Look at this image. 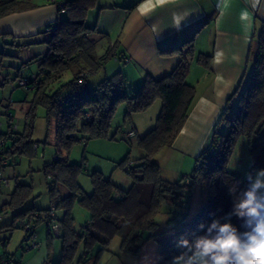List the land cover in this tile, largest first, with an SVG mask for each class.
I'll list each match as a JSON object with an SVG mask.
<instances>
[{
	"label": "trees",
	"instance_id": "1",
	"mask_svg": "<svg viewBox=\"0 0 264 264\" xmlns=\"http://www.w3.org/2000/svg\"><path fill=\"white\" fill-rule=\"evenodd\" d=\"M96 2L66 0L60 8L64 16L46 26L50 30H44L49 36L45 41L46 51L38 59L37 71L21 74L13 69L12 76L5 75L0 80V87L6 84L20 86L17 79L27 78L28 86L20 87L33 90L25 115V127L22 132L14 131L15 137L5 139L7 156L13 160L15 154L36 155L32 145L40 142L32 139V130L34 110L38 106L44 108L47 123L51 120L54 122L55 148L52 160L44 162L42 167L50 198L49 207L21 209L32 195V186L16 182L10 201L0 209V214L8 209L16 210L13 221L3 228L8 231L14 228L24 230V242L28 246L26 238L35 234L38 224L43 222L46 225L53 214L61 229V256L59 261L48 260L46 264H69L76 260L87 264L107 250L115 236L121 238V251L139 254L142 233L146 231V238L154 239L159 226L154 220L155 214L163 202H169L176 207L170 211L169 220L173 221V225L171 234L157 242V264H172L173 258L185 251L177 246L178 240L183 237L191 241L195 236L203 235L204 230L198 228L201 223L207 226L213 219L227 222V214L232 211L235 198L229 189L236 187L240 192L247 187L246 177H239L228 167L239 137H246L248 141L251 161L248 173L255 168L264 169V25L251 39L249 55H254L251 74L246 84L234 94L235 99H228L212 131L208 147L197 155L194 169L185 179L169 181L161 177L153 156L162 148L172 145L195 102V88L186 80L188 58L193 55V40L177 47L161 49L160 52L166 54L177 52V65L159 78L147 73L133 93H129L127 80L121 71L91 84L88 76L104 67L106 61L128 60L124 53L116 50L115 43L109 44L98 55L97 40L92 36L106 38L107 35L100 32L96 25H87L88 13ZM23 3L22 0L1 1L0 16L21 9ZM4 56L5 53L0 52V70ZM206 58L203 57V60ZM68 73L70 77L63 82ZM32 75H36V80L31 78ZM57 83L61 85L55 87ZM30 86H34L33 89H29ZM157 99L161 103L154 125L143 135L135 133L132 139L121 136L128 129L133 130L132 115L144 112ZM119 104L125 105L124 120L122 126L118 127L120 136L131 140V146H136L141 153L132 159L128 153L117 163L130 176L131 185L121 189L96 170L89 174L92 191L88 194L77 180L85 168V157L81 163H72L63 153H69L73 145L86 144L92 138L115 139L117 132L111 134L110 130ZM8 113L11 115L9 110L4 111V114ZM6 133L7 130L1 131L2 136H6ZM196 184L204 190V200L198 210L188 217L187 208ZM60 188H65L67 194L62 195ZM75 204L89 214L88 221L78 231L74 227L72 211ZM52 205L62 212L60 218L55 215V209L51 210ZM230 222L239 231L245 230L243 221L236 216H231ZM57 234L48 230L50 239ZM6 242L7 238L1 240L3 246ZM79 246L86 256L77 258ZM0 255L9 257L6 253Z\"/></svg>",
	"mask_w": 264,
	"mask_h": 264
},
{
	"label": "crops",
	"instance_id": "2",
	"mask_svg": "<svg viewBox=\"0 0 264 264\" xmlns=\"http://www.w3.org/2000/svg\"><path fill=\"white\" fill-rule=\"evenodd\" d=\"M22 1L25 3L21 9L0 16V52H4L6 55L19 54L26 49L29 50L30 45L45 44L48 38L45 37V34H48L44 31L46 26L64 16V12L60 8L66 0ZM95 11L98 18L104 16V21L99 23L102 26L99 25L100 29L98 30L109 36L111 40L110 43H107L101 35H93L92 37L97 40L96 49L99 45L104 46V52L109 44L115 43L116 50L124 53L125 56L128 55L130 61L134 58L146 60L151 69V72L147 73L154 78H159L170 72L179 61L177 52L166 54V52H160L161 49L177 47L193 40V55L188 58L189 71L186 80L195 88V102L169 148L173 152L195 160L197 155L208 147L212 131L228 99H235L234 94L241 88L250 62L251 39L264 25V0H97L96 6L89 13L94 14ZM108 12L113 14L111 17H114V22L111 21L107 25L108 20L105 19V15ZM178 19L181 21L179 28L175 27ZM119 22L121 23L119 31H114L113 26ZM23 45L26 47L23 48ZM45 46L46 44L42 48L43 54L46 51ZM38 47L41 48V46ZM9 51L10 53H8ZM14 54L8 57L20 58L21 68L10 67L11 70L5 72L1 69L0 77L12 74L13 69L25 74L22 73V69L28 66L30 63L28 61H38L43 55L35 54V56L21 58ZM98 55L100 54L98 53ZM205 56L207 58L203 60ZM13 63L17 64L18 62ZM142 80L143 78L139 82ZM160 103V100L157 99L144 111L146 112L144 114L152 111L150 117L132 115V128L137 135H143L154 125V115L156 118V113L160 110ZM8 105L9 103L5 105L6 111L9 110ZM116 132L117 135L120 134V130ZM12 162L11 167L2 170L6 181L0 185V209L10 201L17 181L29 184L20 180L16 168H13L16 161ZM44 162L47 161L43 160L42 167ZM29 167H31L30 163ZM29 176L32 178L34 194L37 179L33 178L34 175L30 173ZM37 176L39 177V175ZM11 178L14 183H10ZM43 181L46 182L45 178ZM42 189L44 192L42 196L37 199H35L36 196L32 197L30 202L28 199L21 209L28 207L47 209L50 205V198L46 183ZM60 189L62 195L67 194L65 189ZM121 189L126 188L122 187ZM189 208L190 205H188L187 213H189ZM15 211L8 209L0 214V253H6L12 258V262L9 264H46L48 260L59 261L61 229L57 235L50 239L47 227L42 222L35 227V239L39 246L34 248L26 246L24 230L14 228L12 231H8L3 228L13 221ZM54 212L58 218L62 216L60 210L55 209ZM84 216L85 221L80 223L73 215L74 227L77 231L88 221L87 211ZM4 238H7V242L3 246L1 240ZM115 238V243L112 246L108 245L107 250L100 252L94 261L91 260L87 264H146L141 253L145 246L144 243L140 253L134 255L121 251V238L118 236ZM154 252L155 259H157L156 247ZM76 255L77 258L81 255L86 256L81 246H79ZM73 264L84 263L76 260Z\"/></svg>",
	"mask_w": 264,
	"mask_h": 264
},
{
	"label": "rangeland",
	"instance_id": "3",
	"mask_svg": "<svg viewBox=\"0 0 264 264\" xmlns=\"http://www.w3.org/2000/svg\"><path fill=\"white\" fill-rule=\"evenodd\" d=\"M93 13L94 14L92 13L88 14L87 25L96 24L97 29H100L99 25L101 24L99 23L104 21V16L98 18V14L96 13V11ZM111 16H113L111 12L110 13L108 12L105 15V19L108 20L107 25L111 21L114 22V17ZM120 24L121 23L119 22V24L114 25L113 30L119 31ZM48 36L49 34H45L46 38ZM105 40L107 43L111 42L109 36H107ZM44 45L45 44L43 43L38 44L36 46L30 45L31 48L29 50L26 49L20 52L19 54L10 53V51L8 53H10V55L14 54L15 56H19L21 58H24L25 56H35V54H43L42 52L44 51H42V48H44ZM38 46H41V48ZM25 47L26 46L23 45V48ZM104 48H105L104 46L101 47L99 45L97 46L96 51L99 54H102ZM254 50H255V45H254ZM10 55H6L5 53L3 59V68H2L3 72L10 71L11 70L10 67L21 68L20 58L8 57ZM37 56L40 57V55ZM8 60L11 61L10 62L11 66ZM133 60L130 61L129 57H128V61L126 62L110 59L106 61L104 67H101L94 74L88 76V82L92 84L93 82H97L98 80L102 79L105 76H110L114 74L116 71H121L127 80L129 93H133L140 86L141 82L139 81L142 78H144L143 76H145L147 72L148 73L151 72L150 71L151 69L148 67L146 60H138L136 58H134ZM13 62H18V63L14 64ZM253 64H254V55H251L248 68L246 69V75L242 80V85L246 84L247 79L251 74ZM37 67H38V61L30 62L28 66H25L24 69H22L23 70L22 73H30L32 71L37 70ZM10 76H12V74H10ZM69 77H70L69 73L66 74L64 76L63 82H66ZM3 78H5V76H1L0 80H3ZM60 85H61L60 83H57L54 86L58 87ZM32 95H33V90L27 91L20 86H16L15 84H6L0 87V123L2 122V126L0 127V129L2 131L7 130L5 115L3 114L4 111H6L5 105L9 103L8 105L9 112L11 113L14 123L17 126V131L22 132L23 128L25 127V121H26L25 115L29 108V102L32 98ZM34 111L35 112H34V123L32 130V139L39 141L40 144H42L43 146L37 149L36 155L33 156H28V155L19 156L18 154H15L13 155L14 156L13 160L9 157L11 163H9V166H7V167H11L13 165L12 161L14 162L16 161V165H14L13 168H16L20 180L31 184L32 178L29 176V173L31 175H34L33 178L37 179L34 186V194L36 195L33 194V184H31L32 195L29 197V202L32 200V197L36 196L35 199H37L43 195L44 192L42 188L45 187V181H43L45 176L42 171V163L43 160L45 161L51 160L53 158V154L55 151L53 145L54 122L51 120L50 124L47 123L45 117V110L43 107L38 106ZM151 112L152 111H148V114H144L146 112H141L143 114L135 113L133 115L136 116L138 114V116L136 117H146V115L147 117L148 116L150 117ZM124 115H125V105L119 104L112 118L111 131H110L111 134L116 132L118 130V127L122 126ZM154 120H155V115H154ZM121 136L120 134L119 135L116 134V138L112 140L108 138H92L89 139L86 142V144L77 143L73 145L69 153H65V152L63 153V156L67 157L69 162L72 163L73 162L81 163L83 156L85 157L84 160L85 168L83 172L80 173L77 177L78 183L85 192L89 193L92 191V184L89 174L96 170H98L104 176V178L110 179L116 186H119L120 188L125 187L127 189L131 185L130 176L125 172V170L118 167L117 163L121 161L128 153L130 159L139 157L141 153L136 146L134 145L131 146V143L129 142L131 140H126L124 138H121ZM153 161L158 164L161 177L166 180H172V181L183 178L185 179V177L192 172L195 166L194 158H190L180 153L173 152L169 147H164L159 152H157L153 156ZM29 163L31 164V167H29ZM250 164L251 161L248 150V141L246 137L241 136L238 138V140L235 143L234 152L232 154V157L230 158L228 167L232 172L237 174L239 177L245 178L246 174L249 172ZM256 170L258 169L255 168L253 170L252 172L253 175H255ZM37 175H39V177ZM39 181H41L43 184L41 185V182L38 183ZM10 183H14L13 178L10 179ZM65 192L67 193L66 189ZM37 194L39 195L37 196ZM203 200H204V190L201 188L199 184H196L191 192V197L189 202L190 210L188 213V217L192 216L198 210ZM53 206L55 207V205ZM175 208L176 207L172 206V204H169V202H163L160 205V208L154 217V220L159 225L154 239H147L146 231L142 233V236L140 238V243L141 246L143 243L145 244V246L142 248L141 253L144 260L146 261V264H151L152 260H154L153 264H157V259H155L156 254L154 252V248L156 247L157 249L158 241L164 240L171 234V227L173 225V221L169 220L171 217L170 211L174 210ZM72 211L74 212L73 215L76 218V220H78V222L81 223L85 221L84 215L86 211L81 206L75 204ZM12 239H15V237L14 238L12 237ZM115 239H116L115 237L111 239L109 243L110 246H112L115 243Z\"/></svg>",
	"mask_w": 264,
	"mask_h": 264
},
{
	"label": "clouds",
	"instance_id": "4",
	"mask_svg": "<svg viewBox=\"0 0 264 264\" xmlns=\"http://www.w3.org/2000/svg\"><path fill=\"white\" fill-rule=\"evenodd\" d=\"M247 15L246 13L244 14ZM180 20L175 27L179 28ZM247 187L237 192L229 189L233 200L227 222L213 219L198 228L203 235L193 240L180 238L177 246L185 249L173 258L172 264H264V169L246 174ZM231 216L243 221V232L230 222Z\"/></svg>",
	"mask_w": 264,
	"mask_h": 264
},
{
	"label": "built area",
	"instance_id": "5",
	"mask_svg": "<svg viewBox=\"0 0 264 264\" xmlns=\"http://www.w3.org/2000/svg\"><path fill=\"white\" fill-rule=\"evenodd\" d=\"M50 29H51L50 27L46 28V30H50ZM31 78L36 80V75H32ZM17 83L20 86H23L25 88L28 86L27 78H18L17 79ZM33 87L34 86H30L29 89H33ZM5 122L7 124V133H6L7 135L6 136H2L1 129H0V185L4 184L5 181H6L5 178L3 177L2 170L5 167L9 166V161H10L9 157L7 156L6 147H4V142H5L6 137H9V136L15 137V135H14L15 132L14 131L17 130V126L14 123L13 117L9 113L5 114ZM1 126H2V122L0 123V127ZM122 136L127 138V139H132V138L135 137V132L133 130H128ZM41 146H43V145L40 144V143H33V145H32L33 152L36 153L37 149H39ZM54 209L55 208L52 205L51 206V210L53 211ZM46 225H47L46 226L47 229L51 233L57 234L58 231L60 230V224L57 221V219L53 216V214H52V218L49 219V221H48V223ZM35 238H36L35 234L33 236H31V237H27L26 238V240L29 243L30 247L34 248V247L39 246V243L36 241ZM10 262H12L11 258L6 257L4 255H0V264H9ZM69 264H73V263H69Z\"/></svg>",
	"mask_w": 264,
	"mask_h": 264
}]
</instances>
